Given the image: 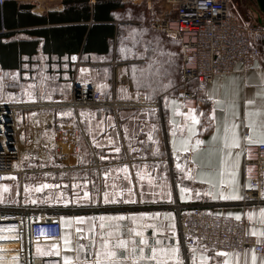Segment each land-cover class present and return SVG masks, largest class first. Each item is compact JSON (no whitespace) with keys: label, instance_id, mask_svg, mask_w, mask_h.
Returning <instances> with one entry per match:
<instances>
[{"label":"crops","instance_id":"obj_1","mask_svg":"<svg viewBox=\"0 0 264 264\" xmlns=\"http://www.w3.org/2000/svg\"><path fill=\"white\" fill-rule=\"evenodd\" d=\"M95 1L91 2L94 4ZM39 10V9H38ZM37 14H41L37 11ZM152 29V28H151ZM144 41H152V44L157 47L156 41H159V49H162L165 55L159 56L158 53L155 55L157 59L160 58L161 61H168L170 59V64L165 63L164 67L168 69L169 75L163 78V83H167L174 76L176 81L181 72L182 64V52L179 42L171 37H168L161 31L152 29L145 31ZM149 45V49L151 48ZM255 44V43H254ZM142 50V49H141ZM152 50L150 49L147 53L148 56L151 55ZM167 53H172L173 55L169 58ZM73 57L75 59L73 60ZM69 62L75 63V69L77 71V63L81 61L83 64L80 68V78L82 83L91 82L95 84L100 90L105 94L106 98L113 96L112 89L114 87V75L116 67L118 65L123 66V74L128 78L129 84H123L127 87V93H116L117 103L119 107L117 109L106 108V109H93V110H83L81 112L85 113L83 120L80 114L76 115H42L40 113L31 112L27 116H23L24 111L18 110L20 115V120L22 121V129L24 134V139L26 142V147L24 151V156L22 158V170L23 174H18L10 177L5 183L16 184V188L11 187L9 195L6 199L0 200V206L3 207H14L22 204L25 207L40 209V210H50L59 211L60 219L64 218L62 224V239H61V264H63L62 257L65 253L63 238H68L75 245L77 237V228H83L85 230L84 235L89 237L88 239L80 240L86 246L92 244L91 234L88 233L87 229L95 224L96 233L95 239L97 244H99V223L98 219L88 220V217H99L101 215H124L128 217L123 222L120 221H105V224H116L121 223L128 225L129 227L140 228L141 225H156L157 227H164L168 224H175L176 240H179L178 232V207L191 206V205H201L205 210H211L215 213L225 214L228 213H247L248 211H254L257 216L259 210L262 206L251 205L245 207L243 205L244 200L232 201V200H219L212 199L211 197L204 195L208 191H212L215 195L219 190L220 177L218 175L219 170V145H209L204 144L196 152L182 153L177 152L180 157L177 160L173 156V139H175L176 148L179 149L182 139H186L188 136L187 128L184 127L181 133V127L184 125L185 116L184 115H174V110L179 107L181 113H187L189 108L197 110L199 112H204L206 115L211 109V102H205L204 94L206 91H215V95L221 99H227L235 92H238V100L240 104V114L243 116L244 102L246 100H254V104L250 105L251 108L261 109V115L257 117L259 121H264V85L261 84V76L258 73L264 71V57H260L254 65L250 68L242 71V65H237L236 71L230 75H222L214 78L213 82L208 86L201 99L199 101H188L183 103L179 93L178 87L167 90L162 95L156 97V103H150L146 106L147 108L139 109L133 106L126 107L128 93L135 92L132 80L130 79V71L128 62H118L115 57V51L108 57L98 56V55H82L75 54L66 59ZM137 60V59H135ZM65 61V59H62ZM144 63L142 60H138ZM64 70V69H62ZM69 70L62 71V76L69 74ZM2 73L3 70L0 69ZM12 75H17L18 71H10ZM67 79V78H66ZM65 81V78H62ZM68 81H71L69 78ZM67 83V82H66ZM132 87V88H131ZM72 87H62V100L65 97H69ZM196 87H194L195 89ZM125 89V88H124ZM68 93V96H66ZM145 93V92H144ZM260 93V95H256ZM167 96L169 99V106L165 108V102L163 97ZM126 100H129L128 98ZM177 101L176 104H172L171 101ZM159 105L160 111L156 108ZM19 107V106H18ZM21 107V106H20ZM149 108H155V115L149 117L148 115L141 116V113H146ZM80 112V113H81ZM66 113V112H65ZM94 114L90 117L88 114ZM34 114V115H33ZM217 121L221 124V132L223 126V113L216 111L215 113ZM111 117V120H109ZM123 117V119H122ZM202 122H206L203 117H200ZM170 120L174 121V125L170 124ZM90 121L92 131H89ZM102 122L103 130L100 131L97 125ZM190 123V121H189ZM155 124L156 130L152 131L154 139L157 143H152L147 139V136L151 130V126ZM111 125H114L112 127ZM68 127L77 131V139L74 144L67 145V143L60 142L58 145L53 139V131L56 128ZM127 127L129 135L135 129L136 135L130 140L125 139L124 128ZM199 138L208 141L211 136V130L199 131V125L196 126ZM143 129V131H141ZM175 131L176 136L173 137L171 132ZM246 129L241 130L243 134ZM93 135L95 136L96 142L100 145L95 146L93 143ZM109 137L112 138L113 143L120 147V152L112 151L113 144L109 143ZM196 137H193L192 143H194ZM143 141V143H139ZM257 144L247 145L253 146ZM213 147L215 150H212ZM79 148V151L77 150ZM139 151H135V150ZM158 149V152H154ZM237 151V150H233ZM164 152L168 155L169 162L163 158ZM86 153V155H85ZM84 156L83 163L78 162L80 156ZM101 156L108 157V159H100ZM185 157H188V167L191 168L192 173L196 176H200L202 173L205 174L204 178L208 179V172H211L213 183L216 184L215 188H212L209 184L200 183L199 179L196 181L190 179H180L183 175L182 172L177 170L176 164L180 163L182 166L185 165ZM195 160V165L191 163ZM246 154L245 152L240 156V165L238 169V184L240 186L239 191L242 196H245V192L248 188L244 185L246 182H250V178L246 173L245 167ZM43 165V166H41ZM128 165V172L125 174L123 171L117 172L116 169L122 168V166ZM147 165V169H145ZM156 165L157 167H153ZM142 174L148 172L152 177H156L159 173L161 178H165L163 183L165 187H161V184L153 179L152 183L149 184L148 177L145 175L143 181H140L137 177V171ZM109 172L108 176L104 173ZM129 179H126L125 176ZM14 177V179H13ZM87 180V184L83 181ZM227 179V177H226ZM3 184V183H1ZM42 184L54 185L55 187L40 188ZM73 184L76 187H73ZM143 185L141 189L140 185ZM186 186L190 189V192L186 194V198L182 201L180 199L179 186ZM2 186V185H1ZM27 187L28 191H25ZM39 188V191L37 189ZM128 188L132 189L129 193ZM17 189V190H16ZM262 189H264V181L262 184ZM88 192V197H84V192ZM107 191L109 196L112 198L113 202H104V192ZM141 191H143V201L141 202ZM199 191L201 193L200 197H196L195 193ZM168 193L171 194V201L168 199ZM131 197L135 200V203H125L124 201ZM190 197V198H189ZM35 201V203H33ZM63 201H68L65 204ZM182 210V209H181ZM141 213H147L149 216L140 218ZM154 213H160L159 217L155 219H150ZM171 213L172 216L169 217L166 214ZM85 217V221L78 224L75 217ZM132 217L136 218V223H132ZM246 217L242 216V219ZM255 227L260 228L259 224L252 222ZM143 233L146 239L151 242L153 239L151 233L152 228L145 226ZM105 235H107V230H105ZM119 238L128 239L127 229L122 228ZM138 240L137 237H133ZM160 238V237H156ZM108 239L114 244L117 236L114 234ZM175 243V240L172 241ZM165 243H168L165 239ZM53 244L39 246L40 251L37 253H54L55 249H52ZM26 247L29 250V242L26 243ZM181 251L186 258L185 264H188L186 252L183 249L180 242ZM37 248V249H38ZM70 256H74L75 253H67ZM197 260L199 259L200 250L198 249ZM206 255L212 257L210 264H217V261H223L226 259L223 256H217L216 253L208 251ZM252 252H248V264H251ZM42 256L55 257L57 255L48 254ZM257 262L260 264L264 257L256 254ZM232 264H236L235 257H228ZM244 253L239 257V264H244ZM31 261V259H30ZM130 264V262H129Z\"/></svg>","mask_w":264,"mask_h":264},{"label":"built area","instance_id":"obj_2","mask_svg":"<svg viewBox=\"0 0 264 264\" xmlns=\"http://www.w3.org/2000/svg\"><path fill=\"white\" fill-rule=\"evenodd\" d=\"M5 1L8 0H0V5ZM146 4L151 27L179 42L182 52L179 96L183 103L199 101L215 77L234 73L237 65H242V71H245L264 52V43L259 46L254 44L252 30L232 14L231 0H147ZM81 65L79 61L77 66ZM118 70L123 73V66L116 67L112 100L107 101L95 84L79 81L70 106L76 112L80 108L117 109L116 85L126 81L125 74L117 75ZM193 83H197L194 90ZM201 85H204L203 89ZM148 105L144 95H140L139 99H129L125 104L126 107L139 109ZM156 108L159 109V105ZM53 139L57 145L62 142L74 146L77 131L65 126L56 128ZM25 147L17 106L0 104V183L23 174ZM246 147L250 150V154L245 152L246 173L253 187L246 190L243 205L264 207V199L260 197L264 181V144ZM178 210V232L186 257L189 256V246H196L197 243L186 240L187 234L202 237L199 243L207 245L214 253L235 251L242 255L246 249H254L256 254L264 257V244H257L255 237L245 235L255 226L246 218L236 221L228 215L205 210L201 205L178 207ZM60 213L22 204L0 206V264H61L60 256L37 253L39 246L57 244L60 247Z\"/></svg>","mask_w":264,"mask_h":264},{"label":"snow or ice","instance_id":"obj_3","mask_svg":"<svg viewBox=\"0 0 264 264\" xmlns=\"http://www.w3.org/2000/svg\"><path fill=\"white\" fill-rule=\"evenodd\" d=\"M145 34V30L141 29L137 31V29L132 28L128 31L126 36H123L121 39V48L120 51L124 54L125 59H137L142 60L144 63L141 66H132L131 68V80L133 87L135 88V92L128 93L127 98L139 99L141 92L140 89L146 88L148 91L144 93V98L150 102H155L156 96L160 94V92H167V89L171 86V80H168L166 84H164L163 78L169 75V71L164 67L165 63L170 64V59L168 61H161L157 59L156 56H148L149 45L152 44V41H144L142 38ZM157 48H153V52H157L159 56L165 55L162 49H159V41H156ZM142 48V50H141ZM169 58L173 55L172 53H167ZM75 57H73V60ZM261 76V84L264 85V71L258 73ZM154 84H160L161 87L157 89L154 87ZM30 87H32L30 85ZM202 89L204 85L200 86ZM3 88L2 80H0V89ZM122 93H127V89L122 88ZM256 95H260V93H256ZM205 102H211V109L207 113L199 112L197 114V110L193 108H189L187 113H181L179 111V107L174 110V115H184L185 122L181 127V133L183 132L184 127L187 128L188 136L186 139H182L180 148L177 149L175 145V139H173V156L179 160V156L177 152L189 153L196 152L199 150L204 144H209L212 146L219 145V170L218 175L220 177L219 187L220 190L214 195L212 191H208L204 193L211 197L212 199L219 200H232V201H240L246 199L245 196H242L239 191V184L237 180L238 169L240 165V156L244 152H249L250 150L246 147L247 145L252 144H264V121H259L256 119L261 115V109L251 108L250 105L254 104V100H246L244 102V111L243 116L240 114V104L238 100V92H235L231 95V97L221 100L215 95V91H206L204 94ZM48 99H51L49 96ZM165 102V108L167 109L169 106V99L167 96L163 97ZM172 104H176L177 101L172 100ZM216 111H220L223 113V126L221 132V124L217 121ZM148 115L149 117L155 115V108H149L146 113H141L140 115ZM34 115V114H33ZM60 115H68L71 116L72 113H61ZM90 117L94 114L89 113ZM80 116L82 118L81 122H85L83 120L85 113L81 112ZM200 117H203L206 122H202ZM123 119V117H122ZM111 120V117H109ZM190 121V123H189ZM170 124L174 125V121L170 120ZM89 124V131H92L90 121H87ZM199 125V131H208L211 130V136L208 141H205L198 136V131L196 126ZM114 127V125H111ZM97 128L102 131L103 126L102 122L97 125ZM246 129V131L241 134V130ZM156 130V125L153 124L151 126V130L147 136V139L152 143H157L151 134L152 131ZM143 131V129H141ZM125 139L130 140L132 137L136 135L135 129L131 135H129L128 128H124ZM171 135L173 137L176 136V132L172 131ZM193 137H196L194 143H192ZM93 143L95 146L99 147L100 145L96 142L95 136L92 137ZM109 143L113 144L112 151L120 152V147L116 146L112 138L109 137ZM139 143H143V141H139ZM79 151V148L77 149ZM212 150H215L213 147ZM237 150V151H233ZM135 151H139L138 149ZM158 149L154 152L156 154ZM86 155V153H85ZM100 159H108V157L101 156ZM79 163H83L84 156H80L78 158ZM193 165H195V160L191 161ZM188 157H185V165L182 166L180 163L176 164L177 170L183 173L180 179H190L196 181L199 179L200 183L209 184L212 188L216 187V184L213 183L212 174L208 172V179L204 178L205 174H201L199 177L192 173L191 168L188 166ZM43 166V165H41ZM147 165H145V169H147ZM153 167H157L153 165ZM117 172L123 171L125 174L128 172V165L122 166V168L116 169ZM105 176L109 175V172L104 173ZM145 175L148 177L149 184L152 183L153 179H156L158 183L161 184V187H165L166 185L163 183L165 178H161L159 173L154 178L147 171L143 174L138 170L137 177L140 181H143ZM227 177V179H226ZM126 179H129L127 175ZM14 179V177H13ZM87 184V180L83 181ZM129 183L131 180L129 179ZM179 186V185H178ZM55 187L54 185L42 184L40 188H48ZM73 187H76L73 184ZM141 189H143V185H140ZM245 188H252L253 185L250 182H246L244 185ZM7 191V189H5ZM27 192V187L25 188ZM39 191V188L37 189ZM129 193L132 192L131 188H128ZM180 191V199L183 201L186 198V194L190 192V189L186 186H179ZM88 192H84V197H88ZM196 197H200L201 193L197 191L195 193ZM260 197L264 199V189L260 191ZM190 198V197H189ZM168 199L171 201V194L168 193ZM2 200V197H0ZM143 201V191H141V202ZM65 204L68 201H63ZM104 202L109 203L113 202L112 198L109 196L108 192H104ZM125 203L131 202L135 203V200H132L131 197L124 201ZM35 203V201H33ZM211 214V213H209ZM167 216L171 217V213H167ZM217 215H220L217 213ZM228 217L234 218L236 221H242V216L246 217L249 222H255V224H259L261 227L257 228L253 226L245 235H250L256 238L257 244H264V207H261L259 210V214L254 211H248L247 213H228ZM149 216L147 213H141L140 218ZM160 213L152 214L150 219H155L159 217ZM78 224H81L85 221V217L77 216L74 218ZM88 220H96L100 221L99 223V236L100 241L97 244L95 239L96 233V225H91L87 231L91 234L92 244L90 246H86L83 243H80L82 239H88L89 237L84 235L85 230L83 228H77L76 231L79 234L77 237L75 245L72 244V241L68 238H63L64 250L65 253L62 257L63 264H185L186 258L184 257L179 240H176V232H175V224H168L164 227H157L156 225H141L140 228L129 227L128 225L116 223V224H105V221H120L123 222L128 217L124 215H101L97 217H88ZM132 223H136V218L132 217ZM64 222V218L61 217V223ZM145 226L152 228V237L155 238L151 242L149 239H146L143 233V228ZM122 228L127 229L128 239L119 238ZM105 230H107V235H105ZM117 236L115 243L113 244L108 237H112L113 235ZM133 237H137L138 240ZM160 237V238H156ZM165 239H167L168 243H165ZM186 240H195L196 246H189L188 252L189 256L187 257L188 264H210V261L213 259L212 257L206 255L209 251L207 245L200 244L199 241L202 237H191L190 234H187L185 237ZM175 240V243L172 241ZM52 249H55L54 253H41V255L54 254L57 256L61 255V250L57 244H53ZM200 250L199 259L197 260V251ZM39 252L40 249L38 248ZM251 251V264H256L257 256L254 249L248 250L246 249L244 252V264H248V252ZM67 253H75L74 256H70ZM217 256H223L224 259L222 262L217 261V264H232L231 260L227 259L232 256L236 258V264H239V252H227V251H217ZM15 259V257H13ZM260 264H264V260L260 262Z\"/></svg>","mask_w":264,"mask_h":264},{"label":"trees","instance_id":"obj_4","mask_svg":"<svg viewBox=\"0 0 264 264\" xmlns=\"http://www.w3.org/2000/svg\"><path fill=\"white\" fill-rule=\"evenodd\" d=\"M32 6L14 0L0 5V69L3 72L16 70L23 73L24 65L34 63L38 53L48 62L54 59L61 62L75 54L107 58L115 51L118 62H131L130 79L132 66L143 65L138 60L125 59L120 48L122 37L130 29L152 31L151 18L145 7L123 0H96L94 4L89 0H66L62 10L37 15ZM153 48L157 47L152 44L150 49ZM152 54L157 53L152 51ZM180 85L181 73L176 81L173 71L171 86L167 90ZM153 86L161 87L160 84ZM140 90L148 91L143 87Z\"/></svg>","mask_w":264,"mask_h":264},{"label":"rangeland","instance_id":"obj_5","mask_svg":"<svg viewBox=\"0 0 264 264\" xmlns=\"http://www.w3.org/2000/svg\"><path fill=\"white\" fill-rule=\"evenodd\" d=\"M65 1L66 0H31L28 2H18L22 4L33 5V13L37 14L38 11L41 14L37 15H43L49 11L62 10ZM89 1L93 2L96 0ZM146 2L147 0H136V2L135 0H127V3L129 4L136 5L137 7H145L150 17V11ZM231 3L232 14L240 23H245L252 30L253 42L258 46L262 45L264 43V14L260 11L257 1L231 0ZM154 6L157 8V4L154 3ZM261 56L264 57V52L260 55V57ZM34 61V63L24 65V72L18 73L17 75H12L8 72H0V80H2L3 83V88L0 89V104H14L17 106V114L18 110L24 111L23 116H27L28 113L31 112L51 116H57L65 112H71L72 115H76L80 114V112L83 110H93L88 108H80L76 112V109L70 106L75 86L80 81V68L82 67L77 66L76 71L75 63L69 62L66 59L65 61L61 62H58V60L55 59L53 62H48V59L45 58L41 53H38V55L34 58ZM62 69H70L69 74L62 76V71H64ZM121 74H123L122 71L118 70L117 75ZM62 78H65V81H62ZM69 78H71V81H68ZM127 82L128 78L126 77L125 82L117 84L116 93H120L122 88L126 89L127 87L122 86H126L123 84H127ZM30 85L32 87H30ZM62 87H72V89H66L67 91L71 90V94H69V97H65V100H62ZM194 87H197V83H193V90ZM127 89L129 90V88ZM179 90L180 87H178V93ZM99 91L107 101L113 99L112 97L106 98L105 94L100 90V88ZM140 92L141 95H144L143 91L140 90ZM49 96L51 99H48ZM66 96H68V93ZM126 99L127 98H125L123 101H128ZM156 102L157 101L155 99V102L150 103L155 104ZM157 111H160V109ZM18 116L19 119H21L19 114ZM163 158L169 162L168 155L165 152L163 154ZM5 182L6 181L2 182L3 184L0 183V197H2V199H6L4 197L9 195L8 192L11 191V187L12 189L13 187L16 188V184L12 185L9 182ZM5 189H7V191H5Z\"/></svg>","mask_w":264,"mask_h":264},{"label":"water","instance_id":"obj_6","mask_svg":"<svg viewBox=\"0 0 264 264\" xmlns=\"http://www.w3.org/2000/svg\"><path fill=\"white\" fill-rule=\"evenodd\" d=\"M260 11L264 14V0H256Z\"/></svg>","mask_w":264,"mask_h":264},{"label":"bare ground","instance_id":"obj_7","mask_svg":"<svg viewBox=\"0 0 264 264\" xmlns=\"http://www.w3.org/2000/svg\"><path fill=\"white\" fill-rule=\"evenodd\" d=\"M16 1L28 2V1H31V0H16Z\"/></svg>","mask_w":264,"mask_h":264}]
</instances>
